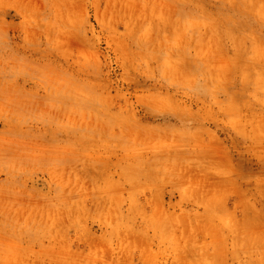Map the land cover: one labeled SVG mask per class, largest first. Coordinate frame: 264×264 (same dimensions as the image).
<instances>
[{"label":"rangeland","instance_id":"1","mask_svg":"<svg viewBox=\"0 0 264 264\" xmlns=\"http://www.w3.org/2000/svg\"><path fill=\"white\" fill-rule=\"evenodd\" d=\"M0 264H264V0H0Z\"/></svg>","mask_w":264,"mask_h":264}]
</instances>
